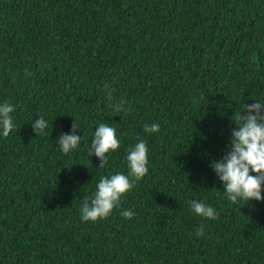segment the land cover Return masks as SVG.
Returning a JSON list of instances; mask_svg holds the SVG:
<instances>
[{"label":"trees","instance_id":"trees-1","mask_svg":"<svg viewBox=\"0 0 264 264\" xmlns=\"http://www.w3.org/2000/svg\"><path fill=\"white\" fill-rule=\"evenodd\" d=\"M257 101L264 0H0V104L15 125L0 130V264H264V200L231 203L211 167ZM74 120L81 142L64 154ZM100 123L120 142L103 168L88 154ZM139 140L147 174L106 219L82 221Z\"/></svg>","mask_w":264,"mask_h":264},{"label":"clouds","instance_id":"clouds-1","mask_svg":"<svg viewBox=\"0 0 264 264\" xmlns=\"http://www.w3.org/2000/svg\"><path fill=\"white\" fill-rule=\"evenodd\" d=\"M123 109V105L116 109ZM130 110V109H129ZM14 111L8 103L0 104V130L7 137L15 125L11 113ZM236 127L232 130L229 151L219 161H212L211 167L222 182L226 198L233 204L240 201L264 200V104L255 102L246 104L244 109L236 114L233 121ZM36 135H45L48 122L41 116L31 124ZM78 125L74 120L70 134L62 133L57 144L60 151L68 154L79 147L81 136L76 134ZM146 133H156L159 125H145ZM120 146L116 137V129L106 123H100L94 132V137L88 147L89 156L95 155L100 160L99 168L108 163L107 154ZM127 175L121 172L102 177L96 185V190L89 198H85L81 208V220L96 222L106 219L120 204L121 197L130 191L135 183L148 172L147 141L139 140L128 149L126 156ZM192 212L209 220L218 219L217 211L202 201L190 200ZM121 216L132 219V210H122ZM196 235L204 236L203 225L196 230Z\"/></svg>","mask_w":264,"mask_h":264}]
</instances>
